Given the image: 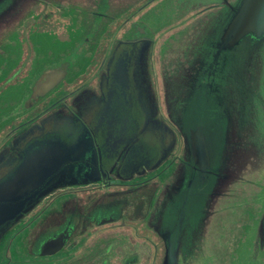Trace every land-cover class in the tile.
Segmentation results:
<instances>
[{"label": "flooded vegetation", "instance_id": "af4514ba", "mask_svg": "<svg viewBox=\"0 0 264 264\" xmlns=\"http://www.w3.org/2000/svg\"><path fill=\"white\" fill-rule=\"evenodd\" d=\"M13 1L0 0V22ZM78 1L85 9V37L79 50L49 58H32L31 50H24L20 66L2 80L6 86L19 84L20 89L27 78L31 83L28 90L23 88L26 92L19 102L10 100L15 104L6 103L8 95L16 97L20 91L0 89L4 98L0 104V177L20 167L29 152L34 154L32 165L40 163V155L48 158V165L65 157L49 174L56 178L42 189L26 182L36 180L41 169L25 174L19 194L32 188L38 195L29 201L30 211L23 218L0 227V250L15 247L40 261L53 257V264H71L70 259L80 254L83 259L78 264L187 263L195 253L205 219L200 218L201 212L212 190L201 210L188 208L186 195L196 180L200 184L211 180L213 187L219 165L210 159L205 173L199 169L193 145L198 134L183 126L188 133L185 145L179 131L183 123L177 114L180 111L183 116L182 106L174 109V125L166 120L151 70L155 23L146 21L145 14L133 20L135 13L130 12L109 25L113 15L100 11L105 4L109 9V0ZM56 15L53 6L41 5L35 28L66 32L64 21ZM95 36L98 39L92 40ZM61 37L67 38V32ZM81 52L86 56L79 58ZM82 65L86 66L79 72ZM196 82L195 87L207 88L212 95L210 84L204 87ZM194 86L189 84L185 103ZM167 113L171 118L169 107ZM88 131L93 143L84 144ZM160 135L169 140L167 145H159ZM88 147L92 149L87 151ZM75 162L80 170L66 169ZM162 188L152 220L144 221L153 195ZM104 193L120 196L103 202L95 198ZM140 196L151 200L142 216L100 212L116 200ZM170 200L176 209L169 210ZM40 222L46 225L40 227ZM89 251L91 258L86 256Z\"/></svg>", "mask_w": 264, "mask_h": 264}, {"label": "trees", "instance_id": "16d2710c", "mask_svg": "<svg viewBox=\"0 0 264 264\" xmlns=\"http://www.w3.org/2000/svg\"><path fill=\"white\" fill-rule=\"evenodd\" d=\"M109 1L108 13L113 15L110 17L109 25L114 24L119 19L121 20V18L123 19L131 11L138 10L139 6L147 2L146 0ZM43 4L53 6L57 14L56 16L59 15L58 17L65 24L67 23V38L61 37L55 29H46L41 26L35 28L38 25L35 24L36 20L40 17V9ZM57 4L66 5L67 7H59ZM82 9L85 10L81 6L80 1L77 0H14L7 11L1 15L0 89L4 88L6 92L11 89L16 92L20 91V95L16 97H9L11 95L9 94L6 103L15 104L14 102H10L12 98H16L19 102L26 90L30 87V78L24 81L21 89L19 84L6 86L3 84L4 81H2L10 77L20 66L24 50H31L32 58L61 57L67 51L69 53L73 50H79L85 37L84 25L82 24L84 11ZM189 11L190 13L193 12L191 10ZM89 16L90 14L88 13L87 17ZM143 18L146 21L149 20L146 17ZM91 22L90 20L89 24ZM32 26H34V29H32ZM202 27L206 31L208 30L206 23ZM189 28H180L183 29L181 34L174 31L173 33L175 35L167 39L166 46L168 47L162 55L166 54L169 50H172V52L177 51L179 49L177 45H182L184 38H190L188 35L193 33V31H189ZM97 39L98 37L95 36L92 40ZM192 41L188 44L190 45ZM203 48H199V52L196 53V56L198 55L196 57L197 60L192 63L190 62L194 56L192 55L190 59L189 55H191V52L187 49L189 55H186V78L184 77V67L186 66L184 64V67L183 65L181 66V70L177 68L178 72L176 74L182 81H174V84H171V79L168 80L170 88L174 87L175 90L180 91V95L178 92L177 94L166 95L164 102L167 107L183 100L185 94L181 90L184 88L188 89L189 77H191V65L203 57V54L200 53ZM40 50L41 56L36 53ZM91 51H95V46ZM85 56L86 54L81 52L79 58ZM85 66L82 65L79 72H83ZM182 77L183 79H181ZM151 86L152 90H154L152 82ZM23 88L26 90L23 91ZM3 100L4 98H0V104H2ZM243 142L244 140L240 141L238 147L234 148L231 146L229 148V158L225 169L226 176H221L216 184L215 190L210 198L208 212L199 232L195 253L184 264H264V149L260 145L254 143L246 144ZM163 192L164 188L160 191L157 190L156 195H153L150 213L144 221L150 222L152 220ZM119 196L118 194L108 195L104 193L103 195H96L95 198L97 197L96 199L103 202ZM29 211L30 209L19 218H23ZM45 225L44 223H39L40 227ZM33 231H36V225ZM22 250H27V246H24ZM86 256L91 258L92 252L89 251ZM82 259V255L80 254L72 257L70 262L71 264H78ZM55 264L67 263L56 262Z\"/></svg>", "mask_w": 264, "mask_h": 264}, {"label": "rangeland", "instance_id": "374dc122", "mask_svg": "<svg viewBox=\"0 0 264 264\" xmlns=\"http://www.w3.org/2000/svg\"><path fill=\"white\" fill-rule=\"evenodd\" d=\"M82 1L83 0H81V2ZM202 3L218 4L222 2L212 1V0H162V1L155 0L147 4L146 7L148 9L151 8L150 10H148L146 7H144L143 9L142 7H140L136 11L134 10L131 11L132 13H135L134 17H132L134 18L133 20H136L147 9L148 11L144 15V17L150 19L152 23H155L156 25L155 27L156 36L152 50L153 60L151 64L152 65L151 70H152V75L154 76L155 89H157V92L161 95V98L163 100L162 110L166 114L165 116L166 120L172 121L173 125L177 121L175 118L174 119L172 118L174 113H176V110L174 109L175 108L180 109L179 106L181 103L177 102L173 106L172 105L169 106L170 111H172V114L169 113V115L171 116L170 118L167 113L168 107L164 102V98L166 95L177 94V92L180 95V91L175 90L174 87L170 88L169 84L170 83L174 84V81L175 82L180 81V77L176 76L178 72L177 68H180L181 70V66L183 65V62L186 61L187 58L186 55L188 53L187 49L191 52V55L196 56V53L199 52V48H201L204 45V40L206 38L208 39L212 38V36L207 35L206 33H202L206 31V29H204V27L202 26L208 20L209 23L207 29L209 28V30H211L213 22L217 21L218 16L216 17V15H218L219 12L221 11L219 10V8L223 7L221 5H215L214 7L208 8V10L204 12L202 11L201 13H195V10H193L192 13L188 12L191 6H195V5L201 6ZM107 6L108 5L106 4L103 5V10L100 11L106 10L107 12L108 10ZM190 24L192 25L190 26ZM66 26H68L67 23L65 24V28ZM162 26L164 27L161 29ZM184 27L189 28L190 29L189 31H193L191 35L190 34L188 35L190 36V38H188L189 40L185 37L183 44L177 45L179 47L177 51L172 52V50H169L167 51L166 54L162 55L165 52L166 48L168 47L166 46L167 39L170 36L174 37L175 35L173 33L174 31L181 34L183 32V29L180 28H184ZM59 32L61 36H66V32L64 31H59ZM217 32L218 31H216V33ZM262 36H264V33ZM190 41L192 42L189 45L188 43H190ZM163 42L165 44L164 46H163ZM255 42H256L255 38H247L242 44H240L237 47V50H241L243 54L244 62L247 56L253 55L254 58L259 52H261V55L264 59V38H262L263 45L255 46L254 45ZM206 51H207L206 49L204 48L202 49L203 55H205ZM36 53L41 56V50ZM161 55L164 57H162ZM220 57L221 58L226 57L225 58L226 61H224L223 63L225 64L224 65L225 68L223 67V65L221 66L224 70L222 73L217 74L214 78L213 75L214 67H213V63L211 62L212 60H210V65L208 66L209 69L203 71L202 70L203 67H202L197 76L200 85L202 84L204 87H207V85L210 83L213 89L212 95L209 93V91H207L208 90L207 88L201 90L200 88L194 86L193 88H191V91L189 92V93H193V95H190L186 100L185 107L183 110V116L182 113H180V111L177 114V118L180 119L182 117V122L180 121V123L181 124L183 123V125H181L179 131L181 135H184L185 145L186 144L188 145V141H187L188 133L186 132L184 127L187 130L191 131V134H193V132L201 131L202 135L205 137L206 140V144L209 150V157L211 160H213V162L215 163L217 162V166L220 163L223 150L226 151V143H225L226 129L229 122L227 119L228 117L226 115L229 107L228 101L226 98L225 91H223V88H221L219 84L220 83L223 84V79H222L223 76L226 75L227 72L231 71V69H232L231 77L236 80L237 84L239 82V79L243 78V65H240L242 61L240 62V60H238L237 58L238 55L235 54V52L226 53V55H222ZM256 58L254 59L253 63H255ZM222 62L223 59L221 63ZM216 65L217 67H220L219 62H217ZM166 79L167 81H165ZM169 79H171L170 83H168ZM181 91H183V93L186 94L188 89L184 88ZM236 99L238 100L236 108L237 110H239V113L241 114L242 126L245 125L247 119L248 121L252 119L251 113L253 109H250V107L252 106H255L256 110L258 111L256 119L258 120L257 123L261 124L262 118L264 120V117H262V115L264 114V84H263V89L262 90L257 89L256 92L252 89H247L239 92L238 94H236ZM248 110H250V113L248 112ZM258 133L260 134V136L258 134V137L260 138L262 137V144L264 145V127H263V132L261 133V130L258 129ZM168 142L169 140L163 138L162 136L158 140V143L159 145H161V147L163 144L167 145ZM180 152H182V150H179L178 153L180 154ZM10 173L11 172L1 176L0 180L2 181ZM211 190H212L211 180H208L207 182H203L201 184L196 180L192 185V187L188 189V193L186 195L187 207L192 209L198 208L199 210H201V207L203 204H205L206 198L208 197ZM150 204H151V200L148 197H144V196L132 197V198L130 197L122 200H116L115 202L108 204L112 206L102 207L104 209H101L100 212L119 213L125 211L126 214H129L131 216H142L144 215V212L149 211ZM7 252H5L4 250H0V264H47V260H48V264H51L53 262V257H51L50 259L48 258L42 259L40 261L32 256L22 255L15 249V247L11 248Z\"/></svg>", "mask_w": 264, "mask_h": 264}, {"label": "water", "instance_id": "95a60500", "mask_svg": "<svg viewBox=\"0 0 264 264\" xmlns=\"http://www.w3.org/2000/svg\"><path fill=\"white\" fill-rule=\"evenodd\" d=\"M155 0H149L146 3H144L142 6V9L147 6L148 3H151ZM212 1H221L222 3H211V4H203L201 6L195 5L191 6L189 10L193 11L195 10V13H201L202 11L208 10V8L214 7L215 5H221L223 7L219 8L221 10L218 15H216L217 21H214L211 27V31H209V28L205 33L207 35L212 36L211 39L206 38L204 40V45L201 47L206 49L205 55L200 60L203 61H196L191 65V74H195L192 77H189V79H192L194 77H197L201 68L203 71L206 69H209L210 60L213 63V75L214 78L217 74L222 73L224 70L221 67L225 68L224 61L226 57H220L222 55H226V53H234L238 55V60H240L241 64L243 65V78L239 79V82L237 84L236 80L232 78V69L231 71L227 72L226 75L223 76V84L220 83V87L223 88V91H225L226 98L228 101V112H227V119H228V125L226 129V151L223 150L222 158L220 160L219 166L217 168V176H216V182L215 185L212 187V192L209 196L211 198L216 184L219 180V178L222 176H226L225 169L227 166L228 158H229V148L232 147H238L240 144V141L244 140L243 143H254L256 145H260L262 149H264V145L262 144V137H258V129L261 130V133L263 132V118L261 121V124L257 123V110L255 106L250 107V109H253L251 113L252 119L245 123V125L242 126L241 124V114L239 113V110H237L236 105L238 100L236 99V94L243 90L252 89L256 92L257 89L262 90L263 89V80H264V59L261 55V52H259L254 58L252 56H247L246 60L244 62V57L241 52V50H237V47L242 44L245 39L247 38H255L256 42L254 43L255 46L263 45L262 38H264V0H212ZM228 2V3H226ZM138 8V9H139ZM147 8V7H146ZM148 9V8H147ZM145 10L142 14H146L148 10ZM190 12V11H189ZM194 13V14H195ZM141 14V15H142ZM208 20L206 21V25L208 26ZM216 31L218 32L216 33ZM214 37V38H213ZM219 44V46H218ZM229 51V52H228ZM218 52V55H217ZM202 50H201V52ZM187 55H189L187 53ZM198 56V55H197ZM194 56L193 60L190 62L197 60ZM190 59L192 58V55H189ZM257 57V58H256ZM256 58L255 63L254 59ZM223 59V62L221 63ZM217 62H219L220 67H217ZM189 63V64H190ZM184 64L186 65L184 67ZM188 64V65H189ZM184 67V77L186 78V68H187V59L185 62H183ZM182 81V80H180ZM254 82V83H252ZM189 84L191 86H194L196 84V80H190ZM210 84V83H209ZM212 84V82H211ZM183 86V85H182ZM214 87V85H213ZM263 95V93H262ZM180 106L184 108L185 106V99L180 102ZM175 104V103H173ZM225 104V103H224ZM179 106V107H180ZM250 113V110H248ZM263 114V112H262ZM261 114V115H262ZM248 115V114H247ZM264 117V114L262 115ZM182 117L180 118V120ZM195 136L197 135V138L194 140V151H195V162L199 165L200 168L209 166L208 158H209V150L206 144L205 137L202 135L201 131L194 132ZM260 136V134H259ZM87 140L84 141V144H91L93 143V135L91 132H87V135L85 137ZM83 144V145H84ZM92 148H87V151ZM95 153V150L93 151ZM34 154L32 152H29L26 156V160L23 162V164L13 170L5 179H3L0 182V227H3L6 225V223L14 218H19L23 213H25L29 208L30 205L29 201L36 197L38 195V190H32V188H29L26 191V194L21 195L19 194V190L21 189L22 180L26 177V175L33 171V169H41L43 172H40L36 177H38L36 180H30L26 179V182L28 184L38 186L39 188L46 187L48 183H51L53 179H55V176H49L50 173L55 171L57 167L59 168L62 161V158H59V160H56L54 162V165L47 164V157L40 155L37 156L39 160V164L32 165V159ZM92 159H93V155ZM69 160V157H67ZM89 161H92L93 163H96L95 160L89 159ZM76 162L70 164L69 166H66V169L72 170H80V167H76ZM95 168V167H94ZM97 169V168H95ZM204 173L206 170H203ZM26 174V175H25ZM44 184V185H43ZM27 188V187H26ZM24 188L23 190H25ZM35 188V187H34ZM40 191V189H39ZM27 192H29L27 194ZM210 199L207 201L206 204H208L205 208L202 210V218L206 217V214L208 212ZM202 226V225H201Z\"/></svg>", "mask_w": 264, "mask_h": 264}, {"label": "crops", "instance_id": "0c3cea01", "mask_svg": "<svg viewBox=\"0 0 264 264\" xmlns=\"http://www.w3.org/2000/svg\"><path fill=\"white\" fill-rule=\"evenodd\" d=\"M111 130L113 131V133H114V128L112 127L111 128ZM208 163L210 164V158H208ZM208 167V166H207ZM207 167H203V168H200L199 167V169H201L202 170V172H204L203 170H206L207 169ZM172 200V199H171ZM171 200L169 201L170 203H169V206H168V208H169V210L170 209H176L177 208V206L175 205V202H171ZM201 216H202V212H201ZM201 216H200V218H201Z\"/></svg>", "mask_w": 264, "mask_h": 264}]
</instances>
